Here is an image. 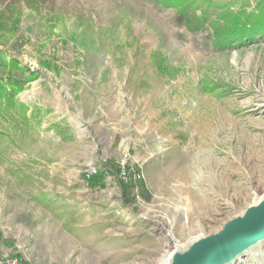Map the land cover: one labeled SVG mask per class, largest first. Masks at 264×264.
Returning a JSON list of instances; mask_svg holds the SVG:
<instances>
[{
	"label": "rangeland",
	"instance_id": "374dc122",
	"mask_svg": "<svg viewBox=\"0 0 264 264\" xmlns=\"http://www.w3.org/2000/svg\"><path fill=\"white\" fill-rule=\"evenodd\" d=\"M0 86V257L163 264L264 196V0H0Z\"/></svg>",
	"mask_w": 264,
	"mask_h": 264
},
{
	"label": "water",
	"instance_id": "95a60500",
	"mask_svg": "<svg viewBox=\"0 0 264 264\" xmlns=\"http://www.w3.org/2000/svg\"><path fill=\"white\" fill-rule=\"evenodd\" d=\"M264 240V202L251 206L242 217L230 221L222 232L195 242L175 254L172 264H225Z\"/></svg>",
	"mask_w": 264,
	"mask_h": 264
},
{
	"label": "bare ground",
	"instance_id": "6f19581e",
	"mask_svg": "<svg viewBox=\"0 0 264 264\" xmlns=\"http://www.w3.org/2000/svg\"><path fill=\"white\" fill-rule=\"evenodd\" d=\"M258 111H259V114H261V115L264 114V109L263 110L259 109ZM263 202H264V196L261 197V198H258L256 201H254L252 206H258V205H260ZM203 238H205V236L194 237V239H192L189 242V245L184 247V248H181V247L179 248L178 245L176 243H174L175 241L171 240V242L168 243V249H167V251L165 253L163 264H172L173 256L175 254H180V253H184V252L188 251L194 245L195 242H198V241H200ZM246 251H247V249L244 252H246Z\"/></svg>",
	"mask_w": 264,
	"mask_h": 264
},
{
	"label": "built area",
	"instance_id": "2783aa9c",
	"mask_svg": "<svg viewBox=\"0 0 264 264\" xmlns=\"http://www.w3.org/2000/svg\"><path fill=\"white\" fill-rule=\"evenodd\" d=\"M87 173H88L87 178L90 179L92 176L97 174V171L95 168H92ZM125 176H126V172L123 171L122 172V178L124 180H127V177H125ZM0 264H23V263L19 262V260L16 258H12L9 255H5V256L0 257Z\"/></svg>",
	"mask_w": 264,
	"mask_h": 264
},
{
	"label": "trees",
	"instance_id": "16d2710c",
	"mask_svg": "<svg viewBox=\"0 0 264 264\" xmlns=\"http://www.w3.org/2000/svg\"><path fill=\"white\" fill-rule=\"evenodd\" d=\"M235 28H236L235 25L231 26V28L229 29V32L236 31ZM12 88H14V87H12ZM19 88H20V87H19ZM0 90L7 91L6 88L1 87V86H0ZM12 91H13V96H15V94L17 93V90L14 88ZM0 92H1V91H0ZM97 177H99V174H98V173H97L96 175L92 176L91 179H93V178H97ZM138 183H141V181H138ZM123 184H124V183H123Z\"/></svg>",
	"mask_w": 264,
	"mask_h": 264
}]
</instances>
